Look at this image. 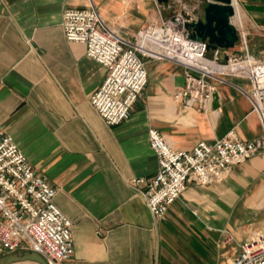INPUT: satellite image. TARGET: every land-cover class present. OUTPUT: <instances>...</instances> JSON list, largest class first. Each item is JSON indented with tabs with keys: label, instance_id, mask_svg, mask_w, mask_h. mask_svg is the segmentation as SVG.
Segmentation results:
<instances>
[{
	"label": "crops",
	"instance_id": "1",
	"mask_svg": "<svg viewBox=\"0 0 264 264\" xmlns=\"http://www.w3.org/2000/svg\"><path fill=\"white\" fill-rule=\"evenodd\" d=\"M231 1L237 34H245L248 53L264 58V0ZM89 3L108 29L131 41L168 13L155 0H0V127L71 221L64 264H230L239 243L263 225L264 153L231 166L220 181L188 182L160 219L128 179L157 170L150 128L181 151L228 133L241 141L258 136L248 81L209 78L216 105L199 112L173 97L183 86L181 65L139 54L146 84L126 119L108 126L89 104L106 69L61 29L64 9ZM240 50L236 41L227 52ZM0 264L45 262L23 245L0 254Z\"/></svg>",
	"mask_w": 264,
	"mask_h": 264
},
{
	"label": "built area",
	"instance_id": "2",
	"mask_svg": "<svg viewBox=\"0 0 264 264\" xmlns=\"http://www.w3.org/2000/svg\"><path fill=\"white\" fill-rule=\"evenodd\" d=\"M207 1L167 0L158 4L169 16L160 26L137 33L134 41L108 29L90 3L84 8H66L61 14L64 39L82 43L85 55L106 69L89 104L108 126L126 119L146 84V69L139 54L181 65L184 82L173 97L199 112L208 111L212 101L214 87L209 78L234 76L248 81L249 90L244 94L260 125L259 135L250 140L241 141L228 133L213 143L197 141L189 151H181L170 148L155 129L147 130L157 170L148 179L130 177L128 184L154 219L165 214L188 182L206 185L220 181L231 166L264 153V58L248 53L245 34H237L241 46L238 53L207 49L205 41L191 39L185 24L202 18ZM54 193L0 127V254L24 245L39 254L45 264H64L72 254L71 221L54 204ZM230 264H264V208L262 227L239 243Z\"/></svg>",
	"mask_w": 264,
	"mask_h": 264
},
{
	"label": "water",
	"instance_id": "3",
	"mask_svg": "<svg viewBox=\"0 0 264 264\" xmlns=\"http://www.w3.org/2000/svg\"><path fill=\"white\" fill-rule=\"evenodd\" d=\"M166 3L167 0H155ZM202 18L185 26L191 30V39L206 42L207 49H228L237 41V30L231 23L234 10L231 0H208L202 8ZM212 105H216V94H212Z\"/></svg>",
	"mask_w": 264,
	"mask_h": 264
},
{
	"label": "rangeland",
	"instance_id": "4",
	"mask_svg": "<svg viewBox=\"0 0 264 264\" xmlns=\"http://www.w3.org/2000/svg\"><path fill=\"white\" fill-rule=\"evenodd\" d=\"M169 14H170V13L168 12L166 15L169 16ZM221 57H222V56H221ZM205 264H206V263H205Z\"/></svg>",
	"mask_w": 264,
	"mask_h": 264
},
{
	"label": "bare ground",
	"instance_id": "5",
	"mask_svg": "<svg viewBox=\"0 0 264 264\" xmlns=\"http://www.w3.org/2000/svg\"><path fill=\"white\" fill-rule=\"evenodd\" d=\"M159 52V51H158Z\"/></svg>",
	"mask_w": 264,
	"mask_h": 264
}]
</instances>
